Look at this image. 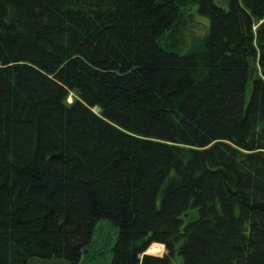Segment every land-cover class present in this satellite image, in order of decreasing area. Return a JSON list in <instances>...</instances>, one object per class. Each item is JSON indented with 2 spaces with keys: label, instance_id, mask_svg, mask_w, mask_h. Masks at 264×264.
<instances>
[{
  "label": "trees",
  "instance_id": "1",
  "mask_svg": "<svg viewBox=\"0 0 264 264\" xmlns=\"http://www.w3.org/2000/svg\"><path fill=\"white\" fill-rule=\"evenodd\" d=\"M102 218L112 264H264V0H0V264Z\"/></svg>",
  "mask_w": 264,
  "mask_h": 264
},
{
  "label": "rangeland",
  "instance_id": "2",
  "mask_svg": "<svg viewBox=\"0 0 264 264\" xmlns=\"http://www.w3.org/2000/svg\"><path fill=\"white\" fill-rule=\"evenodd\" d=\"M187 23L183 30V35L186 37L187 46L182 50L188 51V47L192 43L193 35H205L210 26L208 16L202 14L198 10V6H191L187 11ZM170 34L167 31L165 34L166 40ZM257 63V61H255ZM251 89L249 90V95ZM73 101V96H70L69 102ZM119 238V227L109 218H102L98 221L93 236L92 243L87 246L88 252L83 253L79 264H112L114 247ZM148 252L155 255H163L166 252V247L161 244H152ZM39 259V258H37ZM43 260V259H42ZM45 261V262H44ZM69 264L64 259L37 260L35 264ZM32 264V261L30 262Z\"/></svg>",
  "mask_w": 264,
  "mask_h": 264
},
{
  "label": "water",
  "instance_id": "3",
  "mask_svg": "<svg viewBox=\"0 0 264 264\" xmlns=\"http://www.w3.org/2000/svg\"><path fill=\"white\" fill-rule=\"evenodd\" d=\"M163 245H164V244H163ZM164 246H165V245H164ZM148 249H149V248H148ZM148 249H147V251L144 252V254H151V253L148 252Z\"/></svg>",
  "mask_w": 264,
  "mask_h": 264
},
{
  "label": "bare ground",
  "instance_id": "4",
  "mask_svg": "<svg viewBox=\"0 0 264 264\" xmlns=\"http://www.w3.org/2000/svg\"><path fill=\"white\" fill-rule=\"evenodd\" d=\"M155 244H156V243H155ZM161 245H162V244H161ZM151 246H152V245H151ZM151 246H150V247H151ZM163 246H164V245H163ZM150 247H149V248H150Z\"/></svg>",
  "mask_w": 264,
  "mask_h": 264
}]
</instances>
